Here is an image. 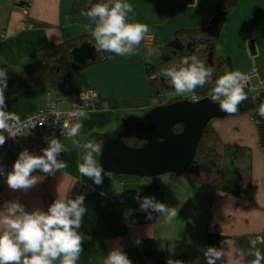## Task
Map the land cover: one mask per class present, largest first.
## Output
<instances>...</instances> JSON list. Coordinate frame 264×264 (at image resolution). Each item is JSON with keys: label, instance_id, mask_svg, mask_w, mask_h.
Instances as JSON below:
<instances>
[{"label": "crops", "instance_id": "1", "mask_svg": "<svg viewBox=\"0 0 264 264\" xmlns=\"http://www.w3.org/2000/svg\"><path fill=\"white\" fill-rule=\"evenodd\" d=\"M126 2L133 6L128 22L146 25L151 43L142 40L132 55L116 56L89 67L76 74L65 89L52 93L47 84L17 92L26 77L19 76L17 71L35 60L45 45L90 35L85 25L94 28L95 22L74 14L75 0H0V68L7 74L6 111L16 113L24 121L43 111L50 100L65 110L73 102H86L84 94L88 89L99 93V109L79 118L82 127L78 135L57 138L65 148L58 159L67 168L26 192L11 190L5 178L0 210L8 202H19L29 212L47 211L56 199L83 195L86 212L78 231L85 240L77 264H103L117 248L132 264H167L169 259L182 264H207L204 252L209 247L231 253L216 264H251L255 257L241 258L242 250L247 252L254 245L264 254V118L259 116L258 109L212 121L223 144L244 147L250 152V200L169 175L123 184L113 174L104 172L103 183L96 185L78 171L84 150L77 144H88L94 132L113 133L121 120L135 115L134 111L151 110L155 93L145 63L149 62L148 52L155 51L157 41L162 51L165 41L180 30L207 29L217 9V0ZM224 5L227 7V2ZM26 8L27 20L23 16ZM229 11L217 38V52L232 61L233 71L258 74L262 84L253 92L258 101L264 94V0H238ZM152 57L154 62L158 60V54ZM93 155L100 166V153ZM17 158L12 153L6 155L7 172ZM137 194L141 198L154 197L155 201L175 208L177 216L169 219L165 213L151 212L152 218L148 219L149 213L141 211L140 202L134 198ZM257 237L260 240L254 243Z\"/></svg>", "mask_w": 264, "mask_h": 264}, {"label": "clouds", "instance_id": "2", "mask_svg": "<svg viewBox=\"0 0 264 264\" xmlns=\"http://www.w3.org/2000/svg\"><path fill=\"white\" fill-rule=\"evenodd\" d=\"M133 12V6L126 0H107L106 3H97L90 10L83 13L95 27L85 25L91 38L95 41V50L130 56L135 48L145 39L148 27L140 23H129L128 14ZM214 69L208 67L197 56H186L179 66L173 65L162 69L160 74L167 78V82L178 95L192 94L195 100V90L203 88L213 77ZM249 77L239 71H231L220 76L215 81V87L208 93L213 103L217 101L219 110L231 115L239 111L240 105L248 99L245 85ZM7 88V74L0 68V132L22 127L19 116L14 112L6 111L5 90ZM258 114L264 118V102L258 108ZM59 115V114H58ZM71 116L86 118L84 111L73 112ZM33 124L32 127H34ZM82 125L73 126L63 124L62 135L75 137ZM12 137H15L13 135ZM48 147L42 149V155L30 153L27 149L21 151L12 165V170L6 173L7 186L13 191H28L42 177L33 175L40 171L46 176L54 175L56 171L67 168V164L58 159L65 151L64 145L54 136L46 138ZM6 142V137L0 135V146ZM84 150L82 163L78 171L88 177L96 185L103 183L104 170L98 166L94 153L102 151V144H77ZM140 202L141 211L165 213L169 219L177 216L175 208L155 201L154 197H134ZM83 195L75 199H56L49 205L47 211H27L19 202H8L0 210V264H77L83 252L85 236L78 230L86 212ZM139 241H137L138 243ZM230 252L209 247L204 252L207 264H216ZM254 256L251 264H262L264 254L253 248L247 252L241 251L240 256ZM103 264H132L127 255L121 250L111 251ZM167 264H182L180 261L169 259Z\"/></svg>", "mask_w": 264, "mask_h": 264}, {"label": "trees", "instance_id": "3", "mask_svg": "<svg viewBox=\"0 0 264 264\" xmlns=\"http://www.w3.org/2000/svg\"><path fill=\"white\" fill-rule=\"evenodd\" d=\"M238 0H217L216 13L207 29L180 30L173 37L167 39L157 63H145V72L154 89V104L151 108L168 105L190 97L173 96L174 88L167 82V78L160 74L162 69L173 65L179 66L183 57L195 55L206 66L214 69L213 77L203 88L195 90V96L204 97L215 87V81L220 73L233 71L232 61L217 52V38L224 25L229 8L235 6ZM107 0H75L74 14L83 15L97 3H106ZM227 2V7L224 3ZM84 42L95 45L90 35L79 36L63 41L60 44H49L39 49L35 60L27 65L25 79L19 84L17 92L31 90L37 86L47 84L52 93L65 89L79 72L99 64L106 63L117 55L105 52H96L95 60L82 67L76 64L71 52ZM248 99L242 103L245 113H251L259 108L258 102L252 93L245 91ZM124 121V120H123ZM123 127V122L111 134L94 132L89 143L102 144L109 138H115ZM182 125L174 127L175 133H181ZM124 142L131 148H140L145 142L135 138H124ZM248 149L239 146L223 144L210 123L204 130L193 163L180 177L169 175L175 180H184L203 187L221 191L223 193L250 200L252 197V166ZM120 183L128 184L142 179L135 176H114Z\"/></svg>", "mask_w": 264, "mask_h": 264}, {"label": "water", "instance_id": "4", "mask_svg": "<svg viewBox=\"0 0 264 264\" xmlns=\"http://www.w3.org/2000/svg\"><path fill=\"white\" fill-rule=\"evenodd\" d=\"M94 45L84 42L70 54L73 61L84 67L95 60ZM264 94L258 102H262ZM219 102L209 97L197 102L181 100L152 108L143 116L131 115L124 119L123 127L115 138L104 141L100 152V166L104 172L115 176L158 178L165 175L182 176L194 161L206 127L215 119H224L245 112L228 115L219 110ZM176 125L183 131L175 133ZM124 138L145 142L140 148H131Z\"/></svg>", "mask_w": 264, "mask_h": 264}, {"label": "built area", "instance_id": "5", "mask_svg": "<svg viewBox=\"0 0 264 264\" xmlns=\"http://www.w3.org/2000/svg\"><path fill=\"white\" fill-rule=\"evenodd\" d=\"M23 16L26 20L29 17V10L27 8L24 9ZM245 75L249 77L245 88L253 91L262 84V81L258 79L257 73ZM254 79H258V82H254ZM66 87L67 85L65 88ZM84 96L87 100L86 102H73L71 106L65 110L60 109L56 101L50 100L43 111L21 121L22 127L0 132V135L6 137V142L0 146V199L2 198L1 187L7 173L6 155L12 153L18 156L24 149H27L30 153L42 155V149L48 147L46 138H51L53 136L55 138L66 137L67 135L61 134L63 124L73 126L78 119L77 117L71 116V113L79 111H96L99 109V105L96 102L99 98V94L95 89H88ZM193 101H198V98L195 100L193 99ZM33 124H35L34 127H32ZM13 135H15V137H12ZM33 175L42 177L41 180H48L50 178V176H46L42 172H34ZM259 240L260 238L257 237L254 243H257Z\"/></svg>", "mask_w": 264, "mask_h": 264}, {"label": "rangeland", "instance_id": "6", "mask_svg": "<svg viewBox=\"0 0 264 264\" xmlns=\"http://www.w3.org/2000/svg\"><path fill=\"white\" fill-rule=\"evenodd\" d=\"M158 38H159V36H158ZM151 39H152V37L151 36H146L145 37V39H144V41L146 42V43H151ZM158 43H159V41H157V44L155 45V48H153V50H155V51H149L148 52V55H147V60L150 62V63H157L158 61H159V59H160V52H162L161 51V49L159 48L158 49ZM150 49V48H149ZM157 50V51H156ZM143 52V51H142ZM152 54V55H151ZM155 54H158V60L157 61H153V59H151V56H153L152 58H154V56H155ZM27 68H22V69H19L18 71H17V73L19 74V76H22V77H25L26 76V74H27ZM225 73L224 72H222V73H220V76H223ZM11 89V88H10ZM245 91H246V89H245ZM167 96L169 97V98H171V97H173V96H182V98H186V97H190V94H183V95H178L176 92H174V93H168L167 94ZM196 98H197V96H195ZM199 98H202V97H199ZM61 105V104H60ZM46 108V107H45ZM44 108V109H45ZM60 109L62 108V107H59ZM43 109V110H44ZM148 112V111H147ZM146 112V113H147ZM146 113H143V112H141V111H134V114L136 115V116H143L144 114H146ZM123 122V120H121L120 121V124ZM168 177V176H167Z\"/></svg>", "mask_w": 264, "mask_h": 264}, {"label": "bare ground", "instance_id": "7", "mask_svg": "<svg viewBox=\"0 0 264 264\" xmlns=\"http://www.w3.org/2000/svg\"><path fill=\"white\" fill-rule=\"evenodd\" d=\"M246 74V73H245ZM248 86V85H247ZM246 89V91L247 92H250V93H252L253 94V92H255L256 90H253V91H251V90H249L248 88H245ZM99 94V93H98ZM205 97H209V96H204V97H202V98H205ZM198 98V101L199 100H201L202 98H199V97H197ZM182 100H189V101H193V98H191V99H182ZM193 102H197V101H193ZM218 102V101H217ZM175 103V102H174ZM152 109V108H151ZM89 112V111H88ZM87 113V112H86ZM78 120L79 119H77V122L76 123H78ZM212 123V122H211ZM177 126V125H176ZM173 131H174V129H173ZM183 131V130H182ZM141 179V178H140ZM142 179H148V178H142Z\"/></svg>", "mask_w": 264, "mask_h": 264}]
</instances>
